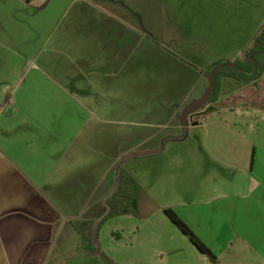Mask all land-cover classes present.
Masks as SVG:
<instances>
[{"label": "rangeland", "instance_id": "374dc122", "mask_svg": "<svg viewBox=\"0 0 264 264\" xmlns=\"http://www.w3.org/2000/svg\"><path fill=\"white\" fill-rule=\"evenodd\" d=\"M73 1L0 0V29L6 44V55L2 59L3 78L15 80L26 74L25 83L21 82L20 87L19 81L14 84L18 98L27 109L38 99H43L45 104L35 105V108L40 107L51 114L45 125H50L51 131L65 132L66 139L68 132L82 125L73 121V118H78V108L64 99L61 91L40 88L34 81L38 77L35 78L31 70L35 60L39 64L44 54L56 52L58 57H64L72 56L69 50L73 54L86 51L85 47L76 51L75 44L66 42V36L73 39L75 33L81 32L76 31L74 24H69L75 7L68 9V6ZM89 1L100 4L101 8H98L101 11L104 7L117 13L121 19L130 20L137 30L141 27L147 29L148 38L165 49L164 54L149 48L141 62L146 73L142 88L148 94L142 104L148 109L147 115L153 112V106L159 107L167 99L179 96L182 89L186 90L187 83L192 85L215 62L235 61L243 56L258 32L264 29V0ZM114 2H118L120 7ZM129 6L133 15L125 16L122 8ZM88 17L89 13L87 20L90 21ZM189 77L192 81L187 80ZM206 78L208 85L207 75ZM221 85L218 102H208L197 108L188 114L187 124L183 125L180 113L186 103L190 104L194 99L189 96L191 101L184 102L175 119L167 128L161 129L165 138L160 139V143L156 138L151 143L142 144L140 151L147 153L128 160L129 155H126L118 168L114 166L110 171L107 180L115 181L116 191L118 169L126 160L122 169L127 180L121 192L125 210L122 214L97 220L92 230V239L98 244L95 252L102 258L107 256L111 260L108 264H141L135 262L146 261L163 234L170 240L168 247L174 248L173 254L177 255L170 258L171 264H216L169 219L165 208L173 210L188 226L199 224V211L202 209L209 208L212 213L216 208L218 234L210 239L214 240V250H211L218 264H264V222L260 223L255 213L251 217L247 213L248 202L255 208H264V149L259 145L264 144V109H251L228 100L230 95L244 88L242 82L223 77ZM172 87L174 93L170 92ZM5 89L3 94L13 95L7 86ZM42 91L44 95L40 96ZM30 95L34 96L32 101ZM222 100L225 103L223 108ZM237 106L242 113L235 111ZM225 108L230 109L225 111ZM29 111L32 113V110L24 108L21 113ZM257 114L263 122L255 120ZM169 136H185L186 140H170L162 151L149 153L152 149L161 148ZM48 140L50 144L56 142L51 137ZM255 141L258 149L252 157ZM122 144L117 140L113 148ZM152 146L159 147L150 148ZM182 154L188 158L184 168L178 157ZM46 169L51 172L50 165ZM249 180L250 183H259L251 188ZM231 191L233 195L228 196ZM212 216L209 214V218ZM166 221L169 225L165 226ZM247 222L251 228L245 226ZM198 256L203 257L199 259ZM103 262L107 264L104 259Z\"/></svg>", "mask_w": 264, "mask_h": 264}, {"label": "crops", "instance_id": "0c3cea01", "mask_svg": "<svg viewBox=\"0 0 264 264\" xmlns=\"http://www.w3.org/2000/svg\"><path fill=\"white\" fill-rule=\"evenodd\" d=\"M98 6L101 8L100 4L89 0H74L68 6V9L75 7L69 24H74L76 31L81 32L75 33L73 39L66 36V42L75 44L76 51L84 47L86 51L73 54L69 50L72 56L64 57H58L56 52L44 54L39 64L35 60L31 70L35 78L38 77L34 81L40 88L61 91L64 99L78 108V118L71 122L82 125L72 132L66 131L70 133L67 139L65 132L51 131L50 125H45L51 114L35 108V105L45 104L43 99L27 109L18 98L14 84L19 81L20 87L21 82L25 83L26 74L15 80L3 78L6 44L0 29V264H104L103 258L95 252L98 244L92 239V230L97 220L110 214L108 200L115 193L116 185L115 181L107 180L110 171L114 166L118 168L123 157L140 151L142 144L156 138L160 143V139L165 138L161 129L175 119L181 105L187 100L190 102V97L195 100L203 96L208 87L206 75L201 74L192 85L187 83L186 90L182 89L179 96H172L173 99H167L159 107L153 106V112L147 115L148 109L142 104L148 91L142 88L146 73L141 62L149 48L164 54L165 49L148 38L147 29L137 30L130 20L121 19L104 7L101 11ZM129 8H122L125 16L133 15ZM62 60H65L63 64ZM73 79L75 82H70ZM6 86L13 95L3 94ZM170 92L174 93L173 87ZM29 97L31 101L34 98ZM228 100L251 109H264V78L258 87L245 85ZM224 104L222 100V108ZM24 108L32 113H21ZM235 111L243 112L239 106ZM255 118L263 122L258 114ZM49 137L56 142L50 144ZM117 140L123 144L113 148ZM259 145L264 149V144ZM256 149L255 141L252 157ZM178 157L184 168L187 155ZM47 165L51 172L47 171ZM251 173L254 175L253 169ZM256 183L259 182L249 186L253 188ZM231 195L232 191L228 192V196ZM247 207L250 217L255 213L260 223L264 222L263 207L255 208L249 202ZM208 209L199 211L198 225L189 226L203 244L214 250V240L210 238L218 234L216 208L212 213ZM209 214L213 216L209 218ZM79 224L90 227L88 234L96 247L93 251V245L84 240ZM166 224L169 225L168 221ZM245 226L251 228L252 225L247 222ZM163 236L149 254L151 258L135 263L171 264L170 258L177 255L173 254L174 248L168 247L167 235ZM170 238L173 240L174 236Z\"/></svg>", "mask_w": 264, "mask_h": 264}, {"label": "trees", "instance_id": "16d2710c", "mask_svg": "<svg viewBox=\"0 0 264 264\" xmlns=\"http://www.w3.org/2000/svg\"><path fill=\"white\" fill-rule=\"evenodd\" d=\"M224 63L226 66L222 67L218 73L215 90L213 96H211L209 103H216L219 101L221 92H222V85L221 79L223 77L233 78L244 85H252L258 87L261 80L264 78V29H261L258 34L255 36L254 41L251 46L247 47L243 53V56L238 58L235 61L229 62H215L211 66H209L208 71L205 72L209 79L211 69L217 65ZM127 175L126 172L122 169L119 173L118 179H116L118 186L116 187V191L111 198L108 200V204L110 205V214H122L125 208L124 202L122 200L123 194H121L123 188L126 186ZM165 212L169 219L176 224L186 236L190 238L193 244L199 248L202 254L206 255L213 261L214 263L218 264V259L216 255L212 252V250L207 247L202 241L194 234L195 232L183 221L178 215L171 209H165ZM79 222H76L78 225ZM80 231L84 236V240L93 245L91 250L93 251L96 247H94V243L88 234L91 230L90 227H84L82 224H79ZM103 259L108 262L111 260L106 256H103Z\"/></svg>", "mask_w": 264, "mask_h": 264}, {"label": "water", "instance_id": "95a60500", "mask_svg": "<svg viewBox=\"0 0 264 264\" xmlns=\"http://www.w3.org/2000/svg\"><path fill=\"white\" fill-rule=\"evenodd\" d=\"M226 66L224 63H221V64H217L215 65L211 72H210V75H209V79H208V87L206 88V91L204 93L203 96L193 100L190 104H186V106L182 109V113H180V118H181V121H182V124L183 125H186L187 124V116L188 114L192 113L193 111H195L197 108L199 107H202L204 104L208 103L211 96H213V93H214V90H215V84H216V79H217V76H218V73L220 71V69L222 67ZM185 138V136H169L167 137L164 141H163V146H161V148L157 149V150H152L150 151L149 153H158L160 151H162V149L164 148V146L166 145V143L168 141H180V140H183ZM147 152H133L131 154H129V157L126 159H130L131 157H134V156H140V155H143ZM126 160H123V162L120 164V168L118 169L119 173L123 167V163L126 162Z\"/></svg>", "mask_w": 264, "mask_h": 264}]
</instances>
